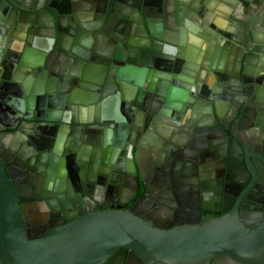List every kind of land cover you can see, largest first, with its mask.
I'll list each match as a JSON object with an SVG mask.
<instances>
[{
	"label": "water",
	"instance_id": "obj_1",
	"mask_svg": "<svg viewBox=\"0 0 264 264\" xmlns=\"http://www.w3.org/2000/svg\"><path fill=\"white\" fill-rule=\"evenodd\" d=\"M237 92L236 119L254 105L262 138L264 0H0V264H124L127 252L143 264H210L216 254L264 264V247L251 244L261 235L229 216L204 232L161 231L135 206L71 204L78 216L48 226L29 218L38 204L49 215L67 205L56 186L66 156L78 196L91 198L85 182L98 172L138 182L150 132L133 121L137 109L178 115L196 98L231 105ZM232 140L248 165L258 158Z\"/></svg>",
	"mask_w": 264,
	"mask_h": 264
},
{
	"label": "flooded vegetation",
	"instance_id": "obj_2",
	"mask_svg": "<svg viewBox=\"0 0 264 264\" xmlns=\"http://www.w3.org/2000/svg\"><path fill=\"white\" fill-rule=\"evenodd\" d=\"M195 102L199 105H186L178 115L162 112V116L160 105H149L147 110L139 108L133 113V121L142 128L147 126L150 132L148 144L140 152L141 158L138 156L141 169L140 175H136L138 182L134 176L119 177L113 170L108 176L98 172L92 177V185L85 182L91 198L87 194L78 196L79 182L74 180L75 171L66 156L63 166L57 169L63 178L58 179L56 186L68 199L67 205L57 202L56 211L49 215L46 206L38 204L29 218L39 222L37 226L42 223L48 226L50 222L61 223L66 215L78 216L71 204L83 206L85 212L89 211V203L99 211L105 208L130 211L135 206L141 218L161 231L197 228L204 232L210 226L214 229L215 220L229 216L231 220H240L250 234H260L257 240L262 238V242L251 244L264 247V164L261 161L264 134L261 138L259 130L252 126L254 105H244V118L236 119L237 111L243 106L239 104L244 102L241 92H237L231 105L224 102L211 106L198 98ZM146 112L153 114V119ZM233 119L236 122L232 126ZM232 138L240 141L241 148L242 145L250 148L248 152L258 158L250 157L248 165L246 154L241 153ZM171 143L180 147L175 151ZM91 152L82 150L88 160L94 155ZM147 158L151 160L150 165H146ZM23 178L27 183V174ZM37 181L40 182L39 178ZM46 210L49 216L44 219ZM191 253L185 250L184 259H189ZM122 260L124 264H143L128 252ZM210 264L240 263L220 261L216 254Z\"/></svg>",
	"mask_w": 264,
	"mask_h": 264
},
{
	"label": "crops",
	"instance_id": "obj_3",
	"mask_svg": "<svg viewBox=\"0 0 264 264\" xmlns=\"http://www.w3.org/2000/svg\"><path fill=\"white\" fill-rule=\"evenodd\" d=\"M202 54V53H201ZM200 59H201V56L199 55L198 57H197V60L198 61H200ZM15 74V73H14ZM14 74H13V76H14ZM18 74V73H17ZM22 76L21 77H19L20 79V81H27V82H29V83H32V85L31 86H34L35 85V82L33 81L32 82V80H30V75H28V74H21ZM27 79V80H26ZM78 91V90H77ZM79 92V91H78ZM77 94H79L80 95V93H77Z\"/></svg>",
	"mask_w": 264,
	"mask_h": 264
}]
</instances>
